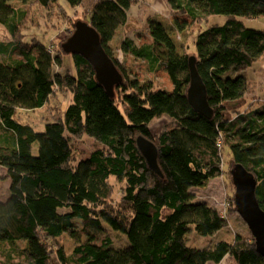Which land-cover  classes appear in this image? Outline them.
Masks as SVG:
<instances>
[{"label": "trees", "instance_id": "16d2710c", "mask_svg": "<svg viewBox=\"0 0 264 264\" xmlns=\"http://www.w3.org/2000/svg\"><path fill=\"white\" fill-rule=\"evenodd\" d=\"M62 1L97 30L123 82L111 97L92 65L62 46L53 54L35 39L0 42V180L9 185L0 200V264H264L251 233L201 248L187 244L192 231L213 237L238 216L233 197L221 213L193 192L223 175L225 151L230 175L240 165L255 177L264 210V96L242 72L264 59V29L244 21L263 19L264 4L166 0L176 29L196 35L184 54L153 17L141 44L122 35L138 0H0V25L15 38L29 4L67 16ZM214 16L225 23L209 25ZM66 57L73 70L55 71ZM191 60L206 87L211 119L189 102ZM55 88L72 97L64 118L42 132L17 120L20 109L43 108ZM158 119L167 120L154 133ZM84 136L94 149L75 161L73 141ZM140 137L157 147V170L140 151ZM104 224L125 234L129 245H116ZM66 234L77 242L70 253Z\"/></svg>", "mask_w": 264, "mask_h": 264}, {"label": "rangeland", "instance_id": "374dc122", "mask_svg": "<svg viewBox=\"0 0 264 264\" xmlns=\"http://www.w3.org/2000/svg\"><path fill=\"white\" fill-rule=\"evenodd\" d=\"M62 6L68 15L63 16L58 9L44 8L41 7L39 3L29 4V14L25 21L20 25L19 34L14 38L11 36L10 32L5 28L6 26L0 25V42L8 43L12 40L19 41H30L35 39L41 41L44 44H48L52 48V53L56 54V50L60 49L61 46L66 42L68 36L71 37L75 28L73 24L78 21H84V17L81 16L80 11L76 12L72 10L68 4L62 1ZM25 8V7H24ZM53 10V11H52ZM169 5L166 0H138V2L132 7L129 13V22L127 26L122 29L123 36L136 37L139 44L143 39L148 36L146 32V21L153 17L160 20L166 25L169 36L173 39L176 44L177 52L184 54L185 52L191 51L196 35L192 30L179 32L174 24L169 19ZM72 21L70 25L69 18ZM67 18V19H66ZM226 18L224 16H214L210 19L209 25L214 24H224ZM245 25L251 29L263 30L264 29V18L258 20H244ZM207 25V27L209 26ZM126 34V35H125ZM24 36V37H23ZM67 36V37H66ZM49 47V48H50ZM126 59V55L122 54L121 60ZM123 60V61H124ZM264 63V59L261 60ZM131 63V61H129ZM263 68L262 63L250 68L244 72L249 81L254 84L255 92L260 95L264 93V84H259L258 79L260 78V72L258 68ZM66 69L73 70V64L69 57L65 58V66L55 68V71L63 72ZM157 82L163 84L162 78L156 80ZM262 81V79H261ZM263 88V90H261ZM260 89V90H259ZM264 96V94H262ZM72 103V97L67 92L61 91L55 88L53 92L49 95V100L46 105L37 110L26 111L18 110L17 120L24 125H29L38 132H42L45 129V125L49 122H53L57 118H64L68 107ZM167 119H158L152 124V131L154 133H159L162 130L163 125L166 123ZM73 146L75 148V154L73 159L75 161L87 158L89 154L94 149V142L87 136L82 137L79 140L73 141ZM33 154H38V143L34 144ZM224 173L221 177L213 179L209 185L204 189L193 190L196 195V200L200 202L207 203L210 206L215 207L219 212L225 213L228 209L231 197L235 196V188L232 183V175H230L231 168V157L228 151L224 153ZM5 173V170L0 169V178ZM115 186L118 189L116 194L117 200H119V189L120 186ZM8 182L0 180V200L6 199L8 194ZM77 225H81L80 219H75ZM230 226L221 230L217 235L213 237H203L200 236L195 230L187 235V244L190 247L201 248L203 246L211 245L216 241L225 239L231 240L233 235L242 234L248 235L250 232L246 223L238 215L230 219ZM105 230L118 246H128L129 241L125 234L113 230L110 226L104 224ZM102 235H107L105 232ZM68 253L72 252L75 245L77 244L74 238L69 235H64L62 239ZM114 244V245H115ZM115 245V246H116ZM224 264H232L229 261H225Z\"/></svg>", "mask_w": 264, "mask_h": 264}, {"label": "water", "instance_id": "95a60500", "mask_svg": "<svg viewBox=\"0 0 264 264\" xmlns=\"http://www.w3.org/2000/svg\"><path fill=\"white\" fill-rule=\"evenodd\" d=\"M257 1L264 4V0ZM62 50L86 59L94 68L98 83L105 88L109 96L114 97L115 88L123 82V75L105 52L95 28L84 21L76 22L75 31L62 45ZM189 69L191 77L189 102L197 113L211 119L213 110L207 100L206 87L193 60L189 63ZM137 144L150 167L157 170L158 149L154 143L140 137ZM231 175L235 188V208L254 237L257 252L264 257V210L256 198L257 181L240 165L231 170Z\"/></svg>", "mask_w": 264, "mask_h": 264}, {"label": "crops", "instance_id": "0c3cea01", "mask_svg": "<svg viewBox=\"0 0 264 264\" xmlns=\"http://www.w3.org/2000/svg\"><path fill=\"white\" fill-rule=\"evenodd\" d=\"M262 63V66L264 67V63L263 62H261ZM260 64V63H259ZM258 65V64H257ZM256 66V65H255ZM258 71L260 72V78L258 79V82H259V84H264V69L263 68H258ZM261 79H262V81H261ZM257 83L255 82L254 83V85H256ZM255 87H257V86H255ZM255 87H254V89H255ZM260 90V89H259ZM261 90H263V88H261ZM262 94H264V93H262ZM261 94V95H262Z\"/></svg>", "mask_w": 264, "mask_h": 264}]
</instances>
